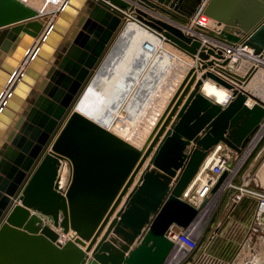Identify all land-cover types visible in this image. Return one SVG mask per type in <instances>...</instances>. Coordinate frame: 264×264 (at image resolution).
I'll return each mask as SVG.
<instances>
[{"label": "water", "instance_id": "obj_1", "mask_svg": "<svg viewBox=\"0 0 264 264\" xmlns=\"http://www.w3.org/2000/svg\"><path fill=\"white\" fill-rule=\"evenodd\" d=\"M202 15L219 31L186 29ZM128 21L195 61L140 146L78 109ZM239 48L244 75L227 67ZM263 66L264 0H65L51 22L0 0V264H166L169 228L200 215L183 194L208 155L264 128L245 88Z\"/></svg>", "mask_w": 264, "mask_h": 264}, {"label": "bare ground", "instance_id": "obj_2", "mask_svg": "<svg viewBox=\"0 0 264 264\" xmlns=\"http://www.w3.org/2000/svg\"><path fill=\"white\" fill-rule=\"evenodd\" d=\"M22 1L26 2L25 0ZM54 1L57 3L58 0ZM26 3L35 8L41 16L46 17L47 22L55 20L58 3L47 11H41L32 4L28 2ZM210 22H212L214 26H217V24L214 21H211V19L209 20L202 17L200 19V23H193L192 21V24L188 26L187 29L190 30L192 26L194 27L196 25L210 29ZM238 50L240 51H237V53L234 52V57L239 58L245 56L251 60L253 59L250 49L239 48ZM183 57L179 54L177 49L167 44L157 35L151 33L137 22L128 21L119 39L116 41L111 54L104 62L100 70L96 73L93 80L90 82L84 94L82 95V98L78 104V109L100 124L109 128L116 134L135 144L129 137L138 135L140 136V131L137 128V130H135V126L150 116L149 112L152 104H154L156 100L159 99L157 97H159L160 93L162 92L160 91L161 87L164 85L168 86V80L171 82L173 81L172 84L169 83L170 92L167 91L169 97L173 94L181 81V79L177 78L176 72V75L171 74V76L168 77L171 69L175 66V64H180V62H183L182 64H184V67L182 68L186 73L189 64L188 61ZM262 68L264 69V66ZM183 69L181 70L182 72L180 70L179 72L183 73ZM259 71H257L254 76H264V71ZM261 79L258 77L257 81H255L258 82V80ZM251 85L253 86L254 83ZM165 88L167 89V87H164V89ZM250 88L248 85V89ZM202 92L220 104H225L230 98V93L227 92V90L215 85L210 81H207L203 84ZM255 95L260 97L257 94ZM160 113L161 112L157 113L156 115L159 116ZM157 118L158 117L155 116L152 118L153 120H150V130ZM132 125L134 126L131 130L130 126ZM142 132H144V130ZM262 132H264V128L262 129ZM260 137L261 136L259 135L256 140L253 141L250 148L243 155L241 162L244 161ZM145 139H143V141ZM209 158L210 156L206 159L204 165L209 161ZM241 162L229 174V177L223 186L210 199V201H208L199 218L191 225L192 233L196 237L199 234V228L204 224L206 217H208L210 206L216 202L219 195L222 194L223 191L230 185L231 178L238 171ZM196 180L197 177L192 181L188 191L194 186ZM177 260L178 259L176 258L170 259L167 264H176Z\"/></svg>", "mask_w": 264, "mask_h": 264}, {"label": "rangeland", "instance_id": "obj_3", "mask_svg": "<svg viewBox=\"0 0 264 264\" xmlns=\"http://www.w3.org/2000/svg\"><path fill=\"white\" fill-rule=\"evenodd\" d=\"M25 1L41 11L50 10L57 4L54 0ZM178 52L182 57L184 56L183 58L186 60L185 55L180 51ZM246 61L252 63L251 60ZM182 63L183 62L175 64L174 67L176 68L173 67L171 69L168 77L176 72L177 78L182 79L185 75L184 69L182 68L184 67V64ZM235 66L236 64L234 67ZM182 69L183 73H180L179 70L181 71ZM259 70V72H261V70L264 71L263 68ZM258 77L260 79L263 77L261 80H258V82L260 81L259 84L256 82ZM172 82L168 80V86L164 85L161 87L160 91L162 92L159 97H157L159 99L156 100V104H152L149 112L150 116L135 126V130L139 129L141 137L138 135L129 138L137 146H140L141 143H143V139L149 134V127L151 126L150 120L155 116L158 117L156 114L162 112L170 100L172 95L168 97V92H170L169 83L172 84ZM253 83L254 85L252 86L251 84ZM248 85L249 88L251 87L250 89H248ZM164 87H167V89H164ZM246 88L250 92L259 95V98L264 100V96H262L264 95V76H253ZM133 126L134 125L130 126L131 130L133 129ZM143 130L144 132H142ZM238 160L239 158L235 159V154L231 155L229 158V167L236 166ZM263 176L264 135L255 146L254 150L241 163V166L233 179V185L237 188L227 189L224 193L219 195L216 202L210 206L208 217H206L204 224L199 228L200 231L197 236L199 239V246L195 253L196 260H202L205 262L204 264H264V216H258L256 209L257 205L254 199H250V197L246 195L239 196V199L237 198L240 192L239 188L264 193ZM192 259L193 258H190L188 261H182L181 263L178 262L177 264H190Z\"/></svg>", "mask_w": 264, "mask_h": 264}, {"label": "built area", "instance_id": "obj_4", "mask_svg": "<svg viewBox=\"0 0 264 264\" xmlns=\"http://www.w3.org/2000/svg\"><path fill=\"white\" fill-rule=\"evenodd\" d=\"M64 1L65 0H58L57 1L58 7L56 9L57 10L56 14L61 9ZM202 17L209 19V18L202 15V16L198 17L196 20H194L193 23H197V22L200 23V19ZM259 135L261 137L258 139L255 146L262 139L264 132L262 134H259ZM256 138L253 139L248 144V146L243 150V152L241 154H237V153L229 150L227 147H226L227 148L226 149L227 151H226L222 147V145L216 146L213 149V151L208 155V157L210 156V158L208 159L209 161L204 165V163L206 161L205 160L204 163L202 164V166L200 167L198 173L196 174L195 178L197 177V180H196L194 186L189 191H188V189H189L188 188L186 190V192L183 194V199L188 201L189 203H191L192 205H194L196 207H201V212H200V214H201L205 205L208 203V201H210V199L223 186V184L225 183V181L229 177V174L241 162L243 155L250 148V146L252 145L253 141L256 140ZM255 146L252 147L249 154L254 150ZM233 154H235V159L239 158L238 164L234 167L233 166L229 167V158ZM249 154L247 155V157L249 156ZM203 165H204V167H203ZM240 166H241V164H240ZM224 171L228 172L227 178L219 186V188L213 193L212 189L215 186L218 178L222 175V173ZM235 176H236V174L231 178L230 185L224 191H226L227 189L237 188L235 185H233V179L235 178ZM239 190L241 193L239 192V195L237 196V198L239 199L240 198L239 196H245L246 195V196L250 197V199H254L256 201V205H257L256 209H257L258 216L259 217L264 216V193H259V192H255V191H248V190H245L242 188H239ZM224 191H223V193H224ZM191 228H192V226H190L186 229H181V228H178L176 226H172L171 228H169V230L166 233V236L170 241H172L173 249L169 255L168 261L170 259L176 258V259H178L176 261V264H177L178 262L181 263L182 261H188V259L193 258L192 261L190 262V264H204L205 263L204 261L198 260V259L196 260V258H195V253L198 250V246H199V244H198L199 239L192 233ZM208 248H207V250H208Z\"/></svg>", "mask_w": 264, "mask_h": 264}, {"label": "crops", "instance_id": "obj_5", "mask_svg": "<svg viewBox=\"0 0 264 264\" xmlns=\"http://www.w3.org/2000/svg\"><path fill=\"white\" fill-rule=\"evenodd\" d=\"M212 21V20H211ZM211 23V30L210 29H206L205 27H202V26H200V27H202L203 29H206V30H209V31H211V32H217V31H219L218 29H220L219 28V26H214V24H212V22H210ZM214 26V27H213ZM193 27V26H192ZM217 27V28H216ZM186 29H187V27H186ZM216 29H217V31H216ZM203 41H206V39L204 38V37H200ZM207 41H209V42H211L210 40H207ZM211 43H214V42H211ZM217 45V44H216ZM238 51H240V50H238ZM244 52H246V51H244ZM235 53H237V52H235ZM237 55V54H236ZM185 57H186V60L188 61V64H189V67H191L192 65H195V61L194 60H192L190 57H188V56H186L185 55ZM210 59H213V57H211ZM246 60H251L250 58H248V57H233V59L231 60V62L229 63V65L227 66L229 69H231V70H233L234 72H236V73H238V74H240V75H244L247 71H248V69H249V67L252 65L251 63H249V62H247ZM251 62H252V60H251ZM236 64V66L234 67V65ZM188 67V68H189ZM187 68V69H188ZM187 71V70H186ZM200 75V74H199ZM228 92V91H227ZM222 147L226 150L227 148H226V146L225 145H222ZM227 151V150H226ZM264 177V176H263Z\"/></svg>", "mask_w": 264, "mask_h": 264}]
</instances>
